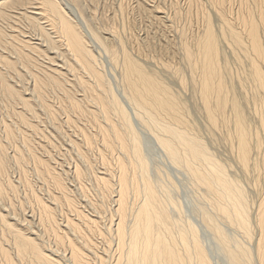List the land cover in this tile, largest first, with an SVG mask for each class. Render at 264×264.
I'll use <instances>...</instances> for the list:
<instances>
[{"label": "bare ground", "instance_id": "bare-ground-1", "mask_svg": "<svg viewBox=\"0 0 264 264\" xmlns=\"http://www.w3.org/2000/svg\"><path fill=\"white\" fill-rule=\"evenodd\" d=\"M84 1L0 0V45L8 53H0V87L4 94L14 96L15 103L18 102L21 109L31 116L36 114L33 104H29L32 100L24 96L22 88L14 85L16 88L13 90L5 77L6 72L15 70L16 63L31 65L29 62L33 58L37 65L31 70L20 67L22 81L27 74L32 78V96H39L40 86H54L51 83L73 86L76 90L78 86L84 88L80 90L83 92L80 96L74 95L69 99L68 94L66 121L76 123L69 111L77 112L75 115L80 117L89 115L91 123L101 134L102 146L111 149V142L115 141L120 148L113 164L106 161L102 153L104 173L96 172L94 176L99 197L94 195L98 200L92 203V197L88 205L92 207L90 210L97 212V216L79 210V205L66 191V181L61 173L51 169L44 172L40 165L47 162L34 156L37 171L52 181L76 216H66L61 227L52 205L43 201V197L34 195L39 213L36 224L44 234L47 232L53 238V244L46 246L39 228L34 231L30 220L23 221L29 228L25 231L17 220L10 222L6 214L0 213V264H14L15 257L27 264H106V258L97 252L100 250L95 240L97 237L103 242L104 252H113L110 264H212L199 239L197 226L183 217L177 200L162 181L150 176L135 127L137 121L154 133V139L170 163L183 168L199 189L201 200L206 203L203 205L205 208L199 206L201 223L221 245L227 263L264 264V10L242 18L241 30L221 16L222 33H214L211 23L205 18L204 28L194 36L192 48L182 44V56L191 72L190 85L198 95L199 105L211 130L221 131L224 142L229 145L232 161H236L244 176L252 173L249 174L253 176L251 184L258 197L249 199L241 179L229 172L231 165L217 157L204 139L192 131L182 111L184 105L176 99L172 88L131 55L119 34L117 38L110 39L109 36L103 39L99 34L101 30L91 26L84 15L81 7ZM136 2L139 6L144 3L143 0ZM28 27L36 31L33 34L38 35L35 36L38 42H29L30 39L23 35ZM224 40L232 52L237 47L245 58L243 75H237L235 85H232L237 96L232 95L230 87L221 80L218 60ZM231 40L232 45L229 43ZM96 49L103 51L120 68L121 93L112 87ZM50 52L51 55L48 54ZM167 68L184 87V78L178 70L164 69ZM62 69L73 75L78 70L80 72L78 77L74 75L67 79L68 72ZM67 90L63 92L67 94ZM248 92L250 96L247 99L245 95ZM39 102L47 112H51L49 106ZM81 102L93 109L88 108L84 112ZM246 106L256 116L253 126L249 121L254 120L246 114ZM21 109L14 114L29 126ZM81 130L84 141L91 143L87 130ZM12 134L6 125L5 135L11 138ZM20 153L16 148L12 157L17 163L23 161ZM6 157L0 141V181L6 170ZM85 171L77 165L72 172L74 178L82 182L83 177L89 178ZM6 182L2 183L3 187L0 182L1 199L7 186L11 192L16 188L11 180ZM82 186L80 190L84 193L86 189ZM89 188L93 189V186ZM51 196L54 202L50 203L58 204L60 198ZM110 200L113 205L109 207V216L112 217L108 227H103L99 217L104 214L99 215L107 211L104 204ZM226 224L238 229L241 238L230 236ZM60 249L68 250H65L64 260L60 259L61 254V257L57 254L59 251L62 253Z\"/></svg>", "mask_w": 264, "mask_h": 264}, {"label": "rangeland", "instance_id": "rangeland-1", "mask_svg": "<svg viewBox=\"0 0 264 264\" xmlns=\"http://www.w3.org/2000/svg\"><path fill=\"white\" fill-rule=\"evenodd\" d=\"M143 2L145 5L141 3L139 6L136 0H86L84 3H81V7L83 6L82 10L89 20V24L97 28L98 31L101 30L99 34L101 33L100 36H102L103 39L109 36L110 39L117 38L119 34L118 37L124 41L131 55L146 65L147 70L153 72L154 75L172 88L171 90L176 94V99L181 101L184 105L182 111L186 120L191 125L190 128L192 131L196 132L202 140L204 139L207 146H209L210 150L217 157L227 161L231 165V167L229 166V172L231 174L235 173L236 176L241 179L249 199H256L258 194L251 184L253 176L249 175L252 173L250 172L244 176L239 165H236V161H232L233 158L229 153V145L224 142L221 131L216 129L211 130L201 110L198 95H195L196 92H194L192 85H190L191 72L187 61L183 59L184 57L182 56V44L186 43L188 47L192 48L194 36L204 28L205 18L211 23L214 33L223 32L220 29L222 23L221 16L227 19V21L233 22L236 28L241 30V19H246V17L252 13L264 10V0H224L223 3L220 0H143ZM31 29L33 30V28L25 30L23 35L30 39L29 42H38L36 39L38 35L33 34L36 33V31L33 30L32 32ZM115 31L118 33L115 34ZM113 35L114 37H112ZM229 43L230 45L234 44L232 40ZM222 44L224 46L223 52L221 51L218 60L219 69L221 70V80L230 87V93L237 96L238 94L235 88H232V85L235 83L237 75H243V71L245 70V58L237 47H235L234 52H232V48L227 46L228 43L225 40ZM0 53H7V49H5L3 45H0ZM48 54L51 55L52 53L50 52ZM96 55L102 59L100 60L104 64L103 69L105 68L104 70L107 73L108 79L111 81L112 87L114 86L116 92L121 93L120 68L112 63L110 57L104 54L103 51L99 52V50L96 49ZM31 63L34 64L32 65ZM29 64L31 65L16 63L14 65L15 70L6 72L5 74L7 75L5 77L13 90H15L17 86L20 89L22 88L21 90L25 94L24 96L32 100L29 104H33L36 114H32L31 116L26 110L21 109V105H18V102L17 104L15 103L14 96H9L7 93L4 94V90L0 87V141L4 145L7 156L6 170L2 173L0 182L3 187V182L7 184L6 181L11 180L16 186L15 190H12L13 192H11L8 186L6 187L4 197H2V199L0 198V213L6 214L10 222L17 220L19 224L21 223L22 228L25 227V231H29V228H26V222L23 221L24 219L30 220V223L34 225H32L35 228L34 231H37L39 228L38 232L43 236V241L47 246L53 244V238L52 236H48L47 232L44 234L45 232L43 233L42 228L36 224L39 213L34 195H39L41 198L43 197V201L46 200L48 204L52 205L56 219L61 224V227L66 221V216L70 215L73 218L76 215L69 209L65 203L64 197L61 196V192L55 188L52 181H49L45 175L37 171V166L34 164V156L47 162L45 165H40L44 172L47 169H51L54 170V172L61 173L62 178L64 177L63 179L66 181V191L73 197L72 199L75 200L76 205H79V210L82 209L89 215L97 216V212L90 210L92 207L88 205L91 203L90 200L93 199L92 203H95V200H98L99 197L94 176L97 173H104L105 167L102 163V153L106 161L113 164L115 156L120 152V148L115 141L111 142V147H113L111 149H106L102 146L101 134L97 132V126L91 123L93 121H90L91 118L89 115H84L86 118L77 115L79 117L78 119L75 115L77 112L73 113V111H69L76 123L74 125L66 121L67 111L65 109L69 106L68 94L69 99L74 95L80 96V94L83 93L80 90L84 88L78 86V90H76L73 86H56L55 83H51L54 86H47V88L40 86L38 88L40 89L38 92L39 96H32V78L30 75L27 74L24 76V81L21 80L23 79V71H21V68L31 70V68L37 65V61L31 58ZM52 67L54 66L52 65ZM165 67L178 70L184 78L185 86L182 87L179 83V79L176 78L177 76L174 75L170 69H164ZM62 70L65 71V73L68 72L67 79H72L74 75L77 76L80 72L78 70L79 72L77 71L73 75L72 72L66 69ZM15 72L20 74L21 77H18ZM14 85L16 87H14ZM64 89H68L67 94L63 92ZM249 96L248 92L245 97L248 99ZM39 101L49 106L51 112H47ZM89 102L90 101H88V103ZM81 103V108L84 112L88 108L89 110L91 108L93 109V107L90 105L88 106L87 103ZM20 109L21 112L25 113V120H27V122L29 121V126L32 127L24 125L18 120V117L15 116V111ZM246 114L249 115L251 120H254L252 122L249 121L250 124L256 122V116L249 109V106H246ZM6 125L13 131L11 138L5 135ZM253 125L254 124H252V126ZM135 127L137 132H139L140 146L145 156L146 163H148L150 176L154 179L159 178L162 181L169 193L177 200L180 209H182L183 217L191 220L197 226L199 239L209 255L212 264H228L221 245L213 238L211 233L204 228L203 223H201V211L199 210V206H205L206 203H203V200H201L199 189L194 186L191 178L183 168L174 163H170L163 149L154 139V133L151 132L146 125H142L137 121L135 122ZM81 128L87 130L86 132L91 136V143L87 144L86 141H84V134L81 133ZM16 148L19 149L21 151L20 154L23 155L22 162L17 163L16 160L12 158ZM76 164L82 166L84 171L87 169V172H85L86 176L89 178L86 179V177H83L81 179V181L83 180L82 182L74 178L72 171H74L75 166H77ZM89 185L91 187L93 186V189L89 188ZM81 186L84 190L86 189L84 193L80 190ZM86 193L90 195L88 194L86 196ZM52 194L60 198L59 203L56 205L50 203L54 202V200L52 201ZM94 195L98 197L96 198ZM84 197H86V199L88 198V200L86 201ZM84 201L86 202L84 203ZM86 203L88 206L85 205ZM112 205L113 202L111 200L109 203L107 202L106 205L104 204L107 211L105 210L106 212H102V214L99 215L102 216L104 214L102 216L103 218H98L100 220V225L103 227H108L107 225H109L112 217L109 216L111 213L109 209ZM88 209L90 210L89 212ZM202 209L203 208H201V210ZM107 217H109V220L106 219ZM16 226L21 227L17 224ZM226 226L225 228L230 236L241 238L238 229H234L227 224ZM95 240L98 242V246L101 250L97 249V252L103 254L107 260L106 264L112 263L114 258L113 252L109 254L104 252L103 242H101L99 237ZM99 241L101 243H99ZM114 244L115 242H113L112 246H114ZM60 250H62V253L59 251L57 254L60 257L62 255L61 258L59 257L62 260L68 250ZM45 252L49 253L47 250ZM14 264H27V262L22 259L20 261V259L15 257Z\"/></svg>", "mask_w": 264, "mask_h": 264}]
</instances>
